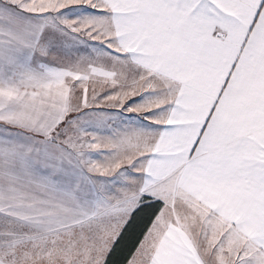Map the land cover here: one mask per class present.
Segmentation results:
<instances>
[{
  "label": "snow or ice",
  "instance_id": "6c2138e0",
  "mask_svg": "<svg viewBox=\"0 0 264 264\" xmlns=\"http://www.w3.org/2000/svg\"><path fill=\"white\" fill-rule=\"evenodd\" d=\"M0 264H264V0H0Z\"/></svg>",
  "mask_w": 264,
  "mask_h": 264
}]
</instances>
